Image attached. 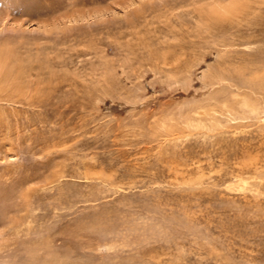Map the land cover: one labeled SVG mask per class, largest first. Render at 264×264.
<instances>
[{
	"label": "rangeland",
	"instance_id": "obj_1",
	"mask_svg": "<svg viewBox=\"0 0 264 264\" xmlns=\"http://www.w3.org/2000/svg\"><path fill=\"white\" fill-rule=\"evenodd\" d=\"M0 264H264V0H0Z\"/></svg>",
	"mask_w": 264,
	"mask_h": 264
},
{
	"label": "bare ground",
	"instance_id": "obj_2",
	"mask_svg": "<svg viewBox=\"0 0 264 264\" xmlns=\"http://www.w3.org/2000/svg\"><path fill=\"white\" fill-rule=\"evenodd\" d=\"M236 83V82H235ZM248 84V83H247Z\"/></svg>",
	"mask_w": 264,
	"mask_h": 264
}]
</instances>
